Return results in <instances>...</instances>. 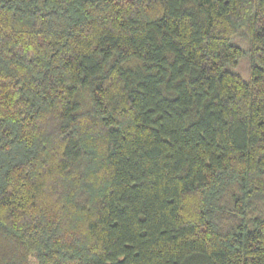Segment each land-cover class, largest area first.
Masks as SVG:
<instances>
[{
    "label": "trees",
    "instance_id": "1",
    "mask_svg": "<svg viewBox=\"0 0 264 264\" xmlns=\"http://www.w3.org/2000/svg\"><path fill=\"white\" fill-rule=\"evenodd\" d=\"M0 264H264V0H0Z\"/></svg>",
    "mask_w": 264,
    "mask_h": 264
},
{
    "label": "rangeland",
    "instance_id": "2",
    "mask_svg": "<svg viewBox=\"0 0 264 264\" xmlns=\"http://www.w3.org/2000/svg\"><path fill=\"white\" fill-rule=\"evenodd\" d=\"M236 43L244 49V54L240 59V62L234 71L241 74L245 79L249 78V69H250V58H249V49L250 43L244 38L237 37L235 39Z\"/></svg>",
    "mask_w": 264,
    "mask_h": 264
}]
</instances>
